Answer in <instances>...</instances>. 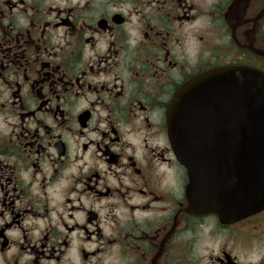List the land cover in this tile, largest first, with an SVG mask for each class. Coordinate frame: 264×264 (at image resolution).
Masks as SVG:
<instances>
[{"label": "flooded vegetation", "instance_id": "flooded-vegetation-1", "mask_svg": "<svg viewBox=\"0 0 264 264\" xmlns=\"http://www.w3.org/2000/svg\"><path fill=\"white\" fill-rule=\"evenodd\" d=\"M264 75V0H0V264H264V210L194 214L167 110Z\"/></svg>", "mask_w": 264, "mask_h": 264}, {"label": "water", "instance_id": "water-1", "mask_svg": "<svg viewBox=\"0 0 264 264\" xmlns=\"http://www.w3.org/2000/svg\"><path fill=\"white\" fill-rule=\"evenodd\" d=\"M168 136L187 170L190 209L221 221L264 210V75L220 69L183 86Z\"/></svg>", "mask_w": 264, "mask_h": 264}]
</instances>
